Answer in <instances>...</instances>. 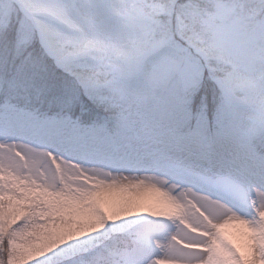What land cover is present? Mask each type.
I'll return each instance as SVG.
<instances>
[{"label": "snow or ice", "instance_id": "6c2138e0", "mask_svg": "<svg viewBox=\"0 0 264 264\" xmlns=\"http://www.w3.org/2000/svg\"><path fill=\"white\" fill-rule=\"evenodd\" d=\"M0 264H264V0H0Z\"/></svg>", "mask_w": 264, "mask_h": 264}]
</instances>
